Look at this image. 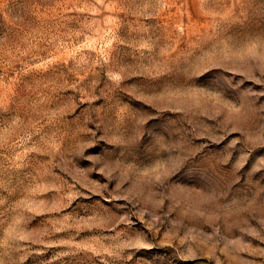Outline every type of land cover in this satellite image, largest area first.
<instances>
[{
    "label": "rangeland",
    "instance_id": "obj_1",
    "mask_svg": "<svg viewBox=\"0 0 264 264\" xmlns=\"http://www.w3.org/2000/svg\"><path fill=\"white\" fill-rule=\"evenodd\" d=\"M0 264H264V0H0Z\"/></svg>",
    "mask_w": 264,
    "mask_h": 264
}]
</instances>
